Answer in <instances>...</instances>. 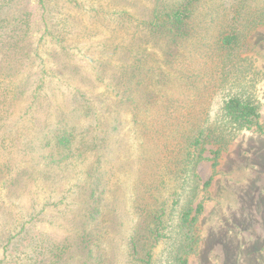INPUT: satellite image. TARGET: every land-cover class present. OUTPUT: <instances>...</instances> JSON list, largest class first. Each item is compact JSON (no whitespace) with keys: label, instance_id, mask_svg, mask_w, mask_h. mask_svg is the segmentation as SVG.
I'll return each mask as SVG.
<instances>
[{"label":"rangeland","instance_id":"1","mask_svg":"<svg viewBox=\"0 0 264 264\" xmlns=\"http://www.w3.org/2000/svg\"><path fill=\"white\" fill-rule=\"evenodd\" d=\"M46 1L0 0V259L24 224L34 240L7 264H141L150 247L152 264H165L168 241L152 247L147 227L161 204L177 222L174 155L187 122L204 107L212 115L227 82L257 99L264 129V23L253 22L264 0L239 12L219 6L205 45L192 38L177 50L154 15L182 0ZM207 4L198 17L215 7ZM230 24L237 45L215 60L209 37ZM222 71L229 80L220 83ZM154 99H173V118ZM142 102L147 109L133 116ZM216 149L206 145L195 168L193 243L182 257L264 264V132L239 131Z\"/></svg>","mask_w":264,"mask_h":264},{"label":"trees","instance_id":"2","mask_svg":"<svg viewBox=\"0 0 264 264\" xmlns=\"http://www.w3.org/2000/svg\"><path fill=\"white\" fill-rule=\"evenodd\" d=\"M209 1L214 2L215 7H211L209 12L198 17L197 12L203 10V7L205 6H209L207 4ZM38 2L42 7L46 6L47 3L46 0H38ZM249 5L250 0H182L174 7L171 6L169 10H158L160 14H155L154 18L159 19L164 34L174 40L177 50L179 41L182 42L195 38L203 42V39H206L203 35L204 30L208 26L212 27L214 21L218 18L217 16L215 17V15L210 16V13L216 11L217 14V8L219 6L225 7L224 9L228 8V11L232 7H237L231 10L239 12L244 11L245 8H249ZM261 10L260 17L253 20L254 24L264 23V4L262 5ZM235 19V15H231L226 23ZM202 26H204V29L198 31ZM227 28V32L224 35L221 34L218 37L219 34L217 33L214 36L210 35L209 37L212 42H209L206 45L207 55H213L215 60L228 56L233 47L237 45V34L233 29V25H227ZM204 42L203 45H205ZM219 53L221 54L219 55ZM227 59L232 62L230 58ZM239 68H241L240 65ZM228 75L229 71H222L220 83L223 80H229ZM226 85H228V83L224 82L223 85H218L219 88L216 87L220 90L221 102L217 106L215 112L211 115L210 110L204 107L201 111L202 116L197 122H194V117L191 121H188L187 119L188 122L186 124V129L188 128V130L186 133L183 132L179 137L182 146H180L174 155L176 159L174 166L177 168V175L175 173L174 179L178 182L179 186H177L178 189L174 192L172 199L173 207L174 205L180 204L177 213V222H175L174 225H170V221L172 222V216H170V213H165V204H161L158 213L156 214L155 212V214H152V218L147 227L148 236L150 237L149 240L150 242H153L152 247L159 243L161 239L168 241L167 245H169V248L166 249L167 256L165 257V264H188L187 260L182 257V254L187 252V249L191 248L190 245L193 243V224L196 222V216H191V212L193 211L192 204L198 195L201 184L195 168L198 162L203 159L202 154L205 151L206 145L216 146L217 149L214 153L218 154L219 151H221L220 149L229 144L239 131L254 129L260 133L264 132L262 124L260 123L261 114L257 99L250 93H233L231 87H227L229 89L223 87ZM154 101L157 103L155 110L160 112L161 117L173 118L172 116L175 114L174 108L176 110L178 109L174 106L173 99H169L170 103L162 106L158 105L156 99H154ZM146 104L148 103L142 102L139 106L137 105L133 109V116L136 117L139 113L145 111L147 109L145 107ZM182 115H184L183 117H186L185 114H180V116ZM64 141L65 137L60 138L59 143L61 146L64 145ZM209 183L210 181L207 180L203 185L207 186ZM201 208L202 204L198 202L194 211L198 213L201 211ZM33 215L34 214H32L31 219H33ZM28 232L29 231L23 224L20 226L17 233L6 241L5 245H3V256L0 259L2 264H7V260H10L13 263H20L19 260H22L20 259L21 257L14 254L18 251V248L22 249L29 244L31 240H34V238L30 239V237H28ZM173 241L174 245L172 247ZM139 242L140 241L135 239V235L129 237V251L134 256L138 254L137 247ZM38 246L39 245L36 244V247ZM10 247H12V249L9 251ZM151 251L152 248L150 247L145 252L144 257H139L136 260L141 264H152Z\"/></svg>","mask_w":264,"mask_h":264}]
</instances>
